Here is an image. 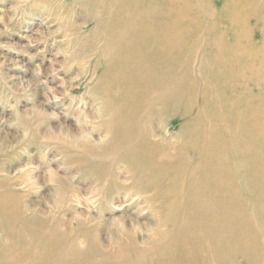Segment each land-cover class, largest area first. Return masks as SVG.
<instances>
[{
	"label": "bare ground",
	"instance_id": "bare-ground-1",
	"mask_svg": "<svg viewBox=\"0 0 264 264\" xmlns=\"http://www.w3.org/2000/svg\"><path fill=\"white\" fill-rule=\"evenodd\" d=\"M78 1L96 23L95 39L106 44L101 59L110 60L102 75L108 84L92 89L102 94L101 106L85 117L92 119L81 159L68 164L73 174L81 165L91 167L87 201L97 209L93 215L77 212L67 224L47 222L37 218L44 215L38 203L22 206L20 195L0 193V264H264V100L246 93L259 83L257 69L236 75L229 47L220 48V59L209 52L204 58L209 66L201 69L211 83L200 92L213 100L212 111L194 108L189 98L192 111L166 114L163 100L170 91L189 93L196 86L194 78L175 73L187 42L164 22L167 13L151 0ZM190 10L184 1L182 14ZM220 32H215L218 39ZM233 81L246 86L239 100L229 91ZM170 116L180 119L173 125L180 135L176 142L156 133ZM223 121L232 126L225 129ZM97 129L103 131L102 142L91 136ZM239 170L245 171L258 205H241ZM63 199L47 204L55 207ZM126 201L139 207L137 213L115 216ZM15 246L22 261L11 258Z\"/></svg>",
	"mask_w": 264,
	"mask_h": 264
},
{
	"label": "rangeland",
	"instance_id": "rangeland-1",
	"mask_svg": "<svg viewBox=\"0 0 264 264\" xmlns=\"http://www.w3.org/2000/svg\"><path fill=\"white\" fill-rule=\"evenodd\" d=\"M151 1L167 13L164 22L187 42L181 48L180 69L175 73L194 78L196 84L189 88V93L170 91L163 100L166 114L192 111L189 98L194 100V108L212 111L213 100L204 99L200 92V88L211 83L201 68L209 66L204 63L209 52L217 59L222 58L220 48L224 46L229 47L228 55L232 56V51L235 54V59L229 62L235 67L236 75L239 71L257 69L259 83L249 85L252 89L246 93L253 95V99L264 100V59H260L264 57V0ZM184 1L191 4L189 14H182ZM88 16V8L81 6L78 0H0V182L5 184L0 187V193L20 195L22 206L30 200L38 203V211L44 215L37 213V218L49 222L57 220L55 223L67 224L72 215L77 217V212L93 215L97 209L87 201L91 167L81 165L79 173L69 172L75 171L73 166L81 159L85 132L90 129L87 125L92 116L87 120L85 117L101 106L102 94L92 93V89H101V85L110 80L102 76L104 65L110 62L100 56L106 44L95 39L96 23ZM178 17L180 25L174 21ZM159 22L163 23V19ZM217 31H221V39L216 38ZM99 65L102 66L97 70ZM185 67L189 68V74ZM245 76L253 81L257 78L251 73ZM245 87L233 81L229 91L239 100L244 96ZM240 91L242 93L237 94ZM111 94L113 98L118 97L116 92ZM224 109L225 106L220 110L225 112ZM216 115L224 119L221 112ZM179 120L170 116L165 125L157 129L158 137L178 141L180 135L173 125ZM93 124L98 126L97 121ZM221 125L225 129L232 126L226 121ZM25 132L28 133L26 139ZM92 134L96 142L104 141L102 129ZM44 137H53V140L45 142ZM223 139L229 140L225 136ZM70 162H74L72 167L68 165ZM237 175L242 183L239 188L241 205H258L245 171L239 170ZM28 178L30 185L26 187ZM21 182L24 183L20 185ZM53 198L68 200L63 199L54 207L47 204ZM138 208L126 201L118 206L114 215L129 217L135 215ZM146 212L149 211L143 213ZM77 219L85 221L84 217ZM261 230L264 234V227ZM3 245L8 246L6 241ZM16 248L11 258L22 261L25 257L15 254ZM64 250L68 253L67 248ZM27 264L37 263L28 261Z\"/></svg>",
	"mask_w": 264,
	"mask_h": 264
},
{
	"label": "clouds",
	"instance_id": "clouds-1",
	"mask_svg": "<svg viewBox=\"0 0 264 264\" xmlns=\"http://www.w3.org/2000/svg\"><path fill=\"white\" fill-rule=\"evenodd\" d=\"M27 136H28V133L25 132V133H24V138L26 139ZM52 140H53V137H44V141H45V142H50V141H52Z\"/></svg>",
	"mask_w": 264,
	"mask_h": 264
}]
</instances>
